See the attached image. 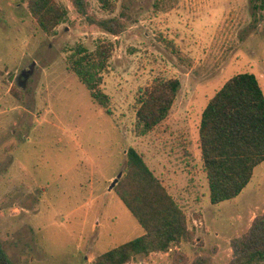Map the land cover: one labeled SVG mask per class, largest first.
<instances>
[{
    "label": "rangeland",
    "instance_id": "rangeland-1",
    "mask_svg": "<svg viewBox=\"0 0 264 264\" xmlns=\"http://www.w3.org/2000/svg\"><path fill=\"white\" fill-rule=\"evenodd\" d=\"M58 1L68 16L48 35L28 0H0V239L9 258L96 264L142 235L117 184L110 189L133 147L187 215L194 241L130 264H175L176 251L228 264L231 239L264 211V162L237 198L212 204L200 123L231 77L254 73L264 91V0H112L114 10L88 0L89 15L123 21L118 36ZM103 42L113 43L100 84L106 106L70 67L79 46ZM158 78H178L181 88L168 117L140 134L139 97Z\"/></svg>",
    "mask_w": 264,
    "mask_h": 264
},
{
    "label": "trees",
    "instance_id": "trees-1",
    "mask_svg": "<svg viewBox=\"0 0 264 264\" xmlns=\"http://www.w3.org/2000/svg\"><path fill=\"white\" fill-rule=\"evenodd\" d=\"M71 1L79 14L103 30L114 36L123 32L121 19H97L89 15L88 0ZM98 1L103 9L114 10L112 0ZM28 9L48 35L56 34L68 16V9L58 0H28ZM112 51L113 43L103 42L95 51L81 45L70 56L71 70L102 106L107 105L108 95L100 84ZM180 88L178 78H158L141 92L137 108L140 134L151 132L168 117ZM199 134L211 203L237 198L251 182L255 168L264 162V91L254 73H239L224 83L203 111ZM115 190L144 232L104 252L96 264H130L139 255L167 252L173 245L194 241L187 215L136 148L127 150V166ZM230 245L228 264H264V211L245 233L232 238ZM188 263L214 264V258L197 254L190 262L186 253L175 252V264ZM0 264H15L1 239Z\"/></svg>",
    "mask_w": 264,
    "mask_h": 264
},
{
    "label": "flooded vegetation",
    "instance_id": "flooded-vegetation-1",
    "mask_svg": "<svg viewBox=\"0 0 264 264\" xmlns=\"http://www.w3.org/2000/svg\"><path fill=\"white\" fill-rule=\"evenodd\" d=\"M17 75V76H16ZM26 76V73L24 71L20 72L19 74H15L14 77L17 81L24 80V77ZM24 76V77H23Z\"/></svg>",
    "mask_w": 264,
    "mask_h": 264
},
{
    "label": "water",
    "instance_id": "water-1",
    "mask_svg": "<svg viewBox=\"0 0 264 264\" xmlns=\"http://www.w3.org/2000/svg\"><path fill=\"white\" fill-rule=\"evenodd\" d=\"M122 175H123L122 172H120V173L118 174V176H117V177L115 178V180L112 182L110 189H112V188L117 184V182L119 181V179L121 178Z\"/></svg>",
    "mask_w": 264,
    "mask_h": 264
}]
</instances>
